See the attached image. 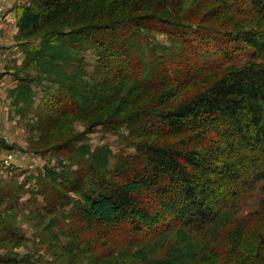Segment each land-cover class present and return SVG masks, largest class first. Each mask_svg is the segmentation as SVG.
<instances>
[{
	"label": "trees",
	"instance_id": "16d2710c",
	"mask_svg": "<svg viewBox=\"0 0 264 264\" xmlns=\"http://www.w3.org/2000/svg\"><path fill=\"white\" fill-rule=\"evenodd\" d=\"M18 26L44 28L29 61L74 74H44L57 88L41 112L86 116L120 101L125 115L115 109L87 132L125 129L135 149L112 163L111 149L78 145L81 136L51 148L69 164L32 189L60 231L56 259L42 260L264 264V0H32ZM87 50L100 78L82 85ZM20 80L32 97L31 77ZM2 231L28 240L0 218Z\"/></svg>",
	"mask_w": 264,
	"mask_h": 264
},
{
	"label": "rangeland",
	"instance_id": "374dc122",
	"mask_svg": "<svg viewBox=\"0 0 264 264\" xmlns=\"http://www.w3.org/2000/svg\"><path fill=\"white\" fill-rule=\"evenodd\" d=\"M31 2L32 0H0V218L9 220L17 233L28 239H10L3 231L0 232L1 260L14 258L16 255L19 258L26 257V261L21 263L0 264H50L42 259H56L54 252L58 249L55 247L56 239L52 240V237L53 233L60 234V231L57 227L47 226L49 218H44L43 196L32 190L38 186V180L47 174L48 169L53 168L59 172L62 166L69 164L63 159L64 163L61 165V157L52 151V147L62 144L66 139L81 136L76 142L78 145L87 144L91 149H111L114 155L112 163L116 156L135 152L124 140V134H128L125 129L122 130V135L108 133L101 126L87 132L91 120L98 117L107 119L115 109L120 110L118 115H125L127 111H121L120 101L96 109L86 116H56L52 113L48 116L41 112L45 109L41 103L45 90L57 88V84L44 74L70 80L67 74L72 76L73 71L64 73L41 61L27 59L26 51L40 43L36 37L44 30L26 34L19 29L18 19L22 8ZM191 5V2L184 5L186 11ZM205 7L210 9L215 6ZM224 20L225 17L220 22ZM159 38L163 42L167 41L165 35ZM84 57L87 61V74L76 80L80 84L100 78L92 51L87 50ZM28 76L32 79L31 85L35 92L32 97L22 90L20 80ZM143 139L145 138L142 137L139 141ZM258 196L257 191L251 200V206L256 205ZM61 214H58L60 224L67 229L69 220L61 218Z\"/></svg>",
	"mask_w": 264,
	"mask_h": 264
}]
</instances>
